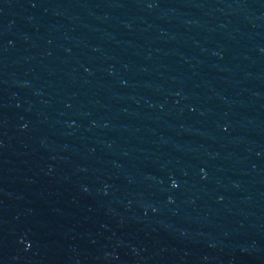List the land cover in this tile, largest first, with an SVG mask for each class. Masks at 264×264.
<instances>
[{
	"label": "water",
	"instance_id": "1",
	"mask_svg": "<svg viewBox=\"0 0 264 264\" xmlns=\"http://www.w3.org/2000/svg\"><path fill=\"white\" fill-rule=\"evenodd\" d=\"M0 264H264V0H0Z\"/></svg>",
	"mask_w": 264,
	"mask_h": 264
}]
</instances>
